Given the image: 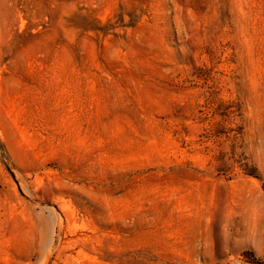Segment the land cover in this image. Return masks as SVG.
<instances>
[{"label":"rangeland","instance_id":"obj_1","mask_svg":"<svg viewBox=\"0 0 264 264\" xmlns=\"http://www.w3.org/2000/svg\"><path fill=\"white\" fill-rule=\"evenodd\" d=\"M0 264H264V0H0Z\"/></svg>","mask_w":264,"mask_h":264},{"label":"water","instance_id":"obj_2","mask_svg":"<svg viewBox=\"0 0 264 264\" xmlns=\"http://www.w3.org/2000/svg\"><path fill=\"white\" fill-rule=\"evenodd\" d=\"M7 167L11 170V168L9 167V165L7 164ZM11 172H12V170H11ZM12 174H14L13 172H12Z\"/></svg>","mask_w":264,"mask_h":264}]
</instances>
